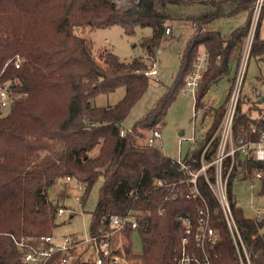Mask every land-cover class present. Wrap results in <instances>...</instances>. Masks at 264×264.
Wrapping results in <instances>:
<instances>
[{
  "label": "trees",
  "instance_id": "1",
  "mask_svg": "<svg viewBox=\"0 0 264 264\" xmlns=\"http://www.w3.org/2000/svg\"><path fill=\"white\" fill-rule=\"evenodd\" d=\"M185 1L138 0L121 9L111 0H0V85L10 83L16 93L27 94L0 117V264H16L21 260L11 235L34 238L33 243L53 236L58 205L48 194L62 178L72 177L84 185L86 195L103 179L97 207L91 212V233L107 230L116 215L130 210L138 215L139 227L127 234L128 256L135 264H176L182 249L184 217L190 214L195 224L197 207L203 200L212 210L218 206L204 175L197 181L202 199H187L192 185L186 183L188 178L174 159L156 146L138 140H146V133L164 120L184 88L201 48L210 53L211 60L197 95V109L206 106L203 99L209 89L230 74L234 65L238 72L254 0L198 2L220 7L237 1V8L230 15L248 11L247 22L225 38L218 31L201 28L223 14L194 19L198 30L182 55L175 83L133 125L131 132L120 136L124 120L149 87L150 77L145 73L156 62L170 19L165 6ZM263 21L264 8L250 54V58L257 57L262 62ZM114 25L121 26L126 35L135 34L137 28L151 27L152 36L141 42L145 55L124 62L114 53L106 52L100 65L91 53L90 44L76 33L77 27ZM17 55L25 58L20 69L12 63ZM122 87L125 95L115 106L93 105L96 97ZM226 106L213 110L214 123L206 137L184 158L194 171L201 168L202 153L216 133ZM256 111H261L256 102L240 100L234 125L236 134L246 132ZM218 144L217 136L205 153L206 162L213 160ZM96 148L98 153L91 156ZM239 164L243 165L241 158ZM229 165L227 161L225 171ZM254 166L249 163V170ZM208 173L214 180L213 166ZM235 174L233 170L228 187L235 220L252 264H264V233L260 232L264 222L247 218L237 207L233 194ZM157 181L164 186L157 187ZM217 218L219 215L212 220L219 232L214 263L239 264L227 225ZM136 233L142 243L140 254L133 251ZM73 264L88 262L78 257Z\"/></svg>",
  "mask_w": 264,
  "mask_h": 264
},
{
  "label": "built area",
  "instance_id": "2",
  "mask_svg": "<svg viewBox=\"0 0 264 264\" xmlns=\"http://www.w3.org/2000/svg\"><path fill=\"white\" fill-rule=\"evenodd\" d=\"M263 8L264 0H254L251 25L244 44L243 54L233 83L232 92L221 123L202 153L201 168L198 171H194L184 161L182 152L174 159V163L179 166V170L187 176L188 181L186 183L192 185L186 195L187 199H202L197 181L200 175H204L218 204L217 209L212 210L205 200H203L202 204L197 207V220L195 224L192 222L190 214L184 217L182 249L176 264H215L214 261L217 257L215 248L219 241V232L213 227L212 220L217 215H219L217 220H222L227 225L239 264H252L250 253L235 220L228 187L233 170L236 171L234 179L237 178L240 172H244L246 177H250V180L253 181L249 186L250 189H253L257 182L264 184V98L261 91L257 90L255 92L257 98L256 103L261 108V111H256L252 114V120L247 125L245 133L239 132L236 134L234 131L238 105L242 99L241 92L247 65ZM170 34L171 29L168 27L165 35L168 36ZM210 60L211 56L207 50L200 52L192 65L190 73L185 79L184 91L186 94L194 97L196 110L197 95L209 71ZM12 63L16 69H20L24 65V60L20 55H17L12 60ZM145 75L148 77L158 75L155 63ZM26 96V93H16L10 83L1 84L0 117L8 113L17 100ZM201 110L204 115L205 112L207 115L213 114L214 107L211 104H206ZM161 131V125L157 126L147 137L146 144L156 146V142L162 138ZM128 132H131V128H125L124 124H122L120 136L124 137ZM206 135L207 132L199 136L194 132L192 138L186 139L191 146V153L195 150L200 139L205 138ZM217 136L219 137L217 152L211 162H206L204 158L205 153L211 142ZM239 157L243 165L239 164ZM227 161L230 162V165L229 169L225 171V163ZM249 163L255 165L252 170H249ZM212 166L215 171L214 180L210 179L208 173L209 168ZM73 180L72 177L66 178L67 183ZM184 182L182 181L181 183ZM155 185L157 187H163L164 183L157 181ZM77 189L78 192H83V195L81 196L77 193L74 197L78 206L82 207L85 186L78 183ZM66 213H70L73 216L76 210L58 206V217H62ZM262 217H264V212H259L257 220L264 222L261 220ZM138 227V215L130 210L123 215L114 216L107 230L100 229L94 233L90 232L84 239L64 237L62 243H55L53 236H47L40 238L39 242L37 241L38 243H33L35 242L34 238L25 236L17 238L11 235L21 255V260L16 264H73L78 257H81L88 264H135V261L128 256L127 246L129 240L127 234L129 231L137 230ZM260 232L264 233L263 228Z\"/></svg>",
  "mask_w": 264,
  "mask_h": 264
},
{
  "label": "rangeland",
  "instance_id": "3",
  "mask_svg": "<svg viewBox=\"0 0 264 264\" xmlns=\"http://www.w3.org/2000/svg\"><path fill=\"white\" fill-rule=\"evenodd\" d=\"M111 1L119 8L127 9L138 0ZM201 1L205 2L204 0H186L184 4H166L165 11L170 16V19L166 22V26L171 29V34L165 35L155 59V68L158 75L150 77V84L146 93L132 108L123 122L125 128H132L154 106L156 101L164 95L167 88L175 83L179 74L182 55L198 30L194 19L219 14L221 11L232 12L237 8L236 2H229L220 7H214L209 4L198 3ZM248 16L249 12L239 11L231 15L216 17L205 25H201V28L205 26L208 30L218 31L226 38L237 28L243 27L247 22ZM262 27H264V21ZM76 33L87 40L94 58L100 65H103L102 56L106 52L114 53L124 62H129L135 57L144 56L145 53L142 50L141 42L143 39L152 36L153 29L151 27L137 28L135 34L126 35L121 26L114 25L106 28L77 27ZM203 51L204 49L201 48L200 52ZM22 58L25 63V58ZM147 62L151 64V62ZM236 74L237 66L234 65L230 74L226 75L209 89L203 102L211 104L214 109L226 106ZM257 90L262 92L264 98V62L252 56L248 61L241 98L256 102L255 92ZM124 95L125 88L122 87L111 94L96 97L93 100V105L112 107ZM213 123L214 116L212 114L205 116L201 108L196 110L194 97L186 94L184 88H182L160 124L162 127V138L156 142V147L173 159L177 158L180 152H182V157L185 158L188 154H191V146L186 139L192 138L194 132L197 136L203 135V133L208 132ZM146 134L147 139L150 133ZM181 134L183 135L181 136ZM145 141L138 140V143H145ZM98 151L99 148H96L91 152V156H95ZM252 183L253 181L250 180V177H246L244 172H240L233 181V194L237 207L243 211L244 215L247 218L257 220L259 212H264V184L257 182L254 188L250 189L249 186ZM102 184L103 179L101 178L87 195L84 191L86 199L82 207L78 206L74 197L77 193L81 196L83 195V192H78V183L75 180L67 183L66 179L62 178L57 180L50 188L48 195L54 204L76 210L73 216L70 213H66L62 217H56L57 226L53 230L55 243H62L64 237L84 239L90 234L91 212L97 207ZM261 220L264 221V217ZM133 251L136 254L142 252L141 239L137 233L133 235Z\"/></svg>",
  "mask_w": 264,
  "mask_h": 264
},
{
  "label": "crops",
  "instance_id": "4",
  "mask_svg": "<svg viewBox=\"0 0 264 264\" xmlns=\"http://www.w3.org/2000/svg\"><path fill=\"white\" fill-rule=\"evenodd\" d=\"M234 2H236V3L238 4L237 1H234ZM247 12H248V11H247ZM230 13H231V12H222V11H221L219 14H223V16H224V15H230ZM203 29H204L205 31H209L208 29H206L205 26L203 27ZM261 29H262L261 34L263 33L262 35L264 36V27H262ZM232 87H233V86H232ZM231 90H232V89H231ZM230 93H231V92H230ZM229 97H230V94H229ZM248 100H249V99H248ZM228 101H229V99H228ZM249 101H250V100H249ZM227 103H228V102H227ZM182 135H183V134H181V136H182Z\"/></svg>",
  "mask_w": 264,
  "mask_h": 264
}]
</instances>
